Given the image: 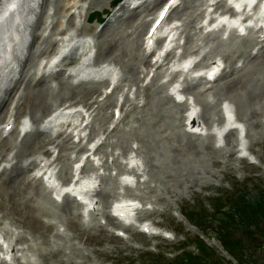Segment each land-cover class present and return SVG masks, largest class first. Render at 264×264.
Here are the masks:
<instances>
[{"label": "bare ground", "instance_id": "1", "mask_svg": "<svg viewBox=\"0 0 264 264\" xmlns=\"http://www.w3.org/2000/svg\"><path fill=\"white\" fill-rule=\"evenodd\" d=\"M163 1L122 0L113 8H109L108 0L42 1L40 10L35 14L34 20L29 25L32 38L27 45L25 54L18 58L19 77L14 81L12 88L5 90L8 95H12L11 99H15L16 103L20 102L21 99L27 100L26 113L33 123L40 121L52 107L65 99H70L73 104L82 102L84 108L91 109L95 102H89V100L99 95L101 87L106 84L104 80L100 82H81L74 85L72 75L67 74L66 70L62 69L60 65H48L47 61L43 65L38 62L41 57L49 55L52 45L51 36L41 37L37 34V30L43 24V18L48 6L54 9L56 18L60 17L63 12L69 15L66 28L57 29V35L60 36L58 42L61 44V50L71 47L73 42V37L66 33L68 29H73L75 34L79 35L92 33L95 38L92 46L95 49L94 62L106 60L109 65L115 68L119 67L122 74L118 79V86H115L111 96H106L103 102L97 104L95 110L87 113V110L73 109L70 122L73 120L85 121L86 115H88V118L91 117L89 124L87 123L82 129L79 127L74 128L72 131L73 135L69 134L62 137L64 132L60 130L61 126L57 124V120L66 117L55 116L44 123V130L34 128L24 134L18 141L13 140V136L6 138L7 140L0 138V158L4 163L0 170V188L15 191L21 184L31 188L36 205L26 212H33L37 215L27 214L26 219L38 224L39 228L53 229L62 221L67 225L72 223L74 219L80 217V206H88L89 211L95 214L98 209V203L105 207L109 200L116 196V179L109 171L113 170L121 173L124 171V167H122L114 152L106 153L102 147L97 148V150L101 153L100 169H102L103 173L98 175L97 181V178H95L80 187L83 188L87 184L94 183L95 186L99 182L98 189L95 190V196L99 202L91 198L86 205H81L76 201L75 194H78L79 190L74 186L69 189L72 194L65 195L62 201L57 203L50 196V192L47 191L42 179L37 178L35 175L29 176L30 173L41 166H47L49 170H52L59 165L57 178L61 182H65L70 173L71 163V158L67 153L69 140L71 137L85 132L87 127L90 128L92 133L96 131V127L93 125L95 120L100 122V131H102L100 139L109 144L108 146L113 150L121 149L124 153L129 150L130 143H137L136 152L134 153L137 156L138 154H143L150 168L146 166L140 170L134 160L132 162H134L136 170L133 168L128 172L143 179L145 178L143 181L145 186H148L152 181L160 184L164 179L168 180V182L177 180L179 179L178 176L183 172L189 174L190 177H194L196 174H203L204 172L207 173L206 163L208 161L212 165H219L221 161L217 160L215 154L218 151H215L212 144L213 135L208 132L205 138H201L198 134L204 128L209 130L215 122L223 123V117L218 109V105L222 102L227 101L233 104L236 120L244 119L248 121L246 135L250 136L252 128L264 133V127L260 121V117L264 115V36L262 40L257 41L256 37L258 36H255V33H258V31L252 28L248 30L246 36L241 38L238 43L234 41L236 30H232L226 40L219 39L217 33L214 32L206 35L205 39L218 40H216L214 46H211L204 53L202 61L210 56H217L225 64L224 70L213 82L214 84L202 89L195 88V85L201 83L202 79L199 78L192 82L188 77L184 78L182 92L192 95L195 104L200 106L198 113H194L191 110L189 115L185 117L182 114L185 106L174 102L173 96L166 93L167 87L165 85L157 84V81L166 72L167 66L171 62L169 56L172 51L168 52L161 62L156 61L152 64L148 60L149 56L144 52L143 47L144 37L142 38V33L147 23V17L154 7ZM201 5V0L188 1L172 12L175 16L179 17L181 15L187 19L175 27L177 31H180L181 36L183 32L186 33L184 35L186 43L190 40L189 32L191 30L195 32L201 31L192 19L193 13ZM162 6L163 4L156 9L155 13ZM213 6L216 9L225 8L223 9L224 12L232 14V11L226 7L225 2L222 0H214ZM105 8L108 9L110 14H102L104 19L102 25L98 22L83 25L76 23L73 19V17L81 19V17H85L93 10ZM59 24L60 22L56 21L53 24L54 28L59 26ZM97 28L100 29L96 30ZM174 41L177 42V39L175 38ZM80 50L82 53L81 57L87 55L90 51L89 40L83 39L80 44ZM183 51L184 54H188L190 51L189 46L185 44ZM74 58L75 53L72 52L67 57V60ZM140 66L154 68V70L149 84L136 88L133 93V99H139L142 96L146 100L142 116L135 118L136 127L131 128L129 131H125L123 128L121 130L120 125L123 123L125 115L121 116L120 114L118 119L112 122L111 128L102 129L107 121V109L116 98L117 92H121L125 104L129 102L128 93L125 94L121 83L126 82L124 87L137 86L140 82L138 75ZM5 99L7 98L1 100L0 103V122L5 117ZM68 108L71 107H64V109ZM182 120H184L185 128L182 132L175 131L172 127L182 123ZM15 123L16 119L9 117L4 123L5 126L3 125L0 128V136L5 132V127L8 125L13 128L11 130L12 134H18ZM54 130H56V133L53 134L52 131ZM52 136L54 137L52 138ZM234 141V133L228 132L226 145L231 147ZM46 144L58 151L53 161L44 159L50 157L53 153L50 148H44ZM243 150L245 148L241 147L239 152L241 153ZM32 151L39 152L41 157H28ZM7 152H9L8 155ZM183 152L185 154L183 159H178L177 154ZM228 157L234 158L231 149ZM108 158H111L110 164L107 162ZM129 160L131 161V158ZM23 162L26 163L23 165ZM55 162H57L56 166L51 168ZM125 194L127 197L142 198L130 187L125 188ZM134 206L133 204H122L121 206H116L114 210L118 215L122 214L125 217L131 210H134ZM100 214L106 218L107 225H120L105 211L100 212ZM39 217L47 218L46 226L43 225L41 220H38ZM2 225L0 221V227ZM93 225L100 230L103 229V226L97 220H94ZM3 228L6 229L5 226ZM142 228L150 231L149 225H143ZM54 236L62 240L60 233L56 232ZM209 243L212 245L216 244L213 240L209 241ZM13 250L14 246L11 247V251Z\"/></svg>", "mask_w": 264, "mask_h": 264}, {"label": "rangeland", "instance_id": "2", "mask_svg": "<svg viewBox=\"0 0 264 264\" xmlns=\"http://www.w3.org/2000/svg\"><path fill=\"white\" fill-rule=\"evenodd\" d=\"M42 1L18 0L14 15L9 17L0 27V103L1 100L7 98L8 94L5 90L10 89L19 76L18 57L25 54L27 45L32 38L29 25L40 10ZM113 1L108 0L109 7L112 6ZM155 9L149 16H152ZM105 10L97 11L102 14ZM53 11L51 6L46 8L44 25L40 27L37 34H43V29L54 19ZM179 19L182 20V16L172 17L171 22ZM192 19L195 24H199L200 12L198 10H195ZM146 28L147 25H145L143 33ZM23 31L26 32L24 45L16 41V37L20 36ZM82 35L91 37L92 33L91 35L89 33ZM217 36L221 39L220 34ZM205 37L206 34L203 32L191 31L190 40L187 44L196 52L200 47L214 46L218 40L205 39ZM92 39L94 42L95 38ZM235 39L237 40L234 41L238 43L240 38L235 37ZM184 41L182 38L181 43L183 44ZM11 45L13 46L9 49ZM215 57L218 58L217 56L208 58L213 59ZM9 96L11 95H8V98ZM137 102V106L131 108L126 116L123 125L126 131L136 127V116L139 118L142 116L144 107H141V102L143 100L138 99ZM26 103V99H21L17 109V119L26 112ZM68 103H70L68 99L64 100L56 107L51 108L48 113ZM260 119L264 121V116ZM96 121L93 125L98 126ZM239 121L245 126L248 125V121L244 119ZM172 128L177 132L182 130L181 125ZM246 142L254 155V161L258 162L256 165L249 164L244 159H239V161L235 157H228L229 148L226 147L215 153L217 160L221 161L219 165H212L209 161L206 163L207 173L190 177L189 174L183 172L177 180L168 182L164 179L160 184L151 182L149 187H140L139 193L143 199L139 200V205L145 210L141 219L159 228L156 236L138 234L133 230L130 239L128 231L124 240L116 238L112 226L105 225L106 220L100 216V213L81 216L68 225L62 221L52 230L46 229V227L39 228L38 224L26 219L27 214L37 215L33 212H26L36 205L31 188L24 184L19 185L15 191L0 188V220L6 223L9 228L4 232L5 238L17 248H25L22 252L15 250L10 253L11 257L6 264H168L170 261L184 257L181 254L183 246H187L185 251L197 253L194 244L196 239L200 240L201 238L210 248L215 250L216 257L221 258L220 264H236L219 245L220 234L222 230L228 228L226 221L229 217L238 222L236 223L238 225L230 226L231 229L228 228L225 231L224 238L233 240L239 237V241L251 249L253 263L264 264V222L259 224L262 233L258 231L253 233L255 238L260 234H263V237L254 245H250L251 238H246L250 235L242 230L244 224H239L240 220L234 215L235 210L230 200V194L233 193L236 196L235 199H238L240 203H245V205H254L253 203L262 205L264 201V133H260L257 129H251ZM109 149L106 147V150ZM233 150L237 155L235 147ZM34 153L36 151H32L28 157L33 156ZM183 155H185L184 152L177 154L178 159H183ZM120 158H124V155ZM137 159L141 165L149 167L143 154H140ZM219 201L221 202L219 203ZM112 202L113 199L108 202L106 207L99 206L100 210L105 209L108 212ZM217 202L221 206H230L229 212L225 213L223 218L219 216V221L220 219L224 220L221 226L218 225L217 216L212 215L213 219H209L210 210H208V214L203 211L199 216L193 215L197 211V207L202 204L206 205L207 208L211 204H215L214 206L217 208ZM183 213L186 216H191V220L187 221L181 215ZM204 216L207 218L203 219ZM38 220H41L46 226L47 218L39 217ZM94 220L102 224V230L93 225ZM227 223L230 224L231 221ZM164 230L171 232V234H167L168 238H165L161 233ZM217 230L220 232L217 233ZM56 231L62 234V240L54 236ZM211 240L215 241L216 244H210L209 241ZM241 247L244 248L242 245ZM12 254H16L17 259H13Z\"/></svg>", "mask_w": 264, "mask_h": 264}, {"label": "trees", "instance_id": "3", "mask_svg": "<svg viewBox=\"0 0 264 264\" xmlns=\"http://www.w3.org/2000/svg\"><path fill=\"white\" fill-rule=\"evenodd\" d=\"M230 195H231L230 200H231V203L233 204L232 207L235 210L234 215H236L237 218L240 220L239 224L240 223L244 224V228H242V230H245V232L249 234L251 237H252L253 231H258V232L262 231V229H260L259 224L264 222V206H263L264 201L262 205H257L255 203H253L254 205H251V204L245 205V203H240L238 199L237 201L235 199L236 196L233 193ZM223 197H226V196H223ZM220 202L221 201H219V203ZM211 208H212V213L211 215H208L209 219H213L212 215L217 216L216 220L218 221V225L221 226L224 220L220 219L219 221L218 220L219 216L223 218L225 213L229 212L228 210H230V206H224V205L221 206L217 202V208L214 205H211ZM203 211L207 213V210L204 208V206H199L197 207V211L193 215H195V217L199 216V214L203 213ZM188 217L191 220V216H188ZM206 218H207L206 216L203 217V219H206ZM228 221H231V223L228 224L227 223ZM236 223L238 222H236L231 217H229L228 220L226 221V225H228L229 229H231L230 226L232 225H233L232 227H235L236 225H238ZM228 228H225V230H222L220 234L221 238L219 240V243L222 245L223 249H225L229 254H231L232 256L236 258L237 262H239L240 264H243L242 258L247 257V256H249L250 258L251 256L249 249H246L249 252V255H247L245 248L241 247V245L243 246V243L241 241L234 240V239L233 240L225 239L224 234ZM219 232L220 230H218V233ZM252 241L256 242L255 239H253ZM197 250H198L197 255H194L193 253H190V252L184 253L183 254L184 257L176 259L168 264H220L219 259L216 257L215 253L211 249L206 247L202 242H199V244L197 245Z\"/></svg>", "mask_w": 264, "mask_h": 264}]
</instances>
